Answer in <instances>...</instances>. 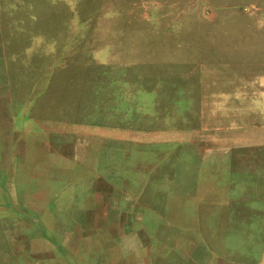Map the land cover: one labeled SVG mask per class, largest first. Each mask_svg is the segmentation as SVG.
<instances>
[{
	"label": "rangeland",
	"instance_id": "obj_1",
	"mask_svg": "<svg viewBox=\"0 0 264 264\" xmlns=\"http://www.w3.org/2000/svg\"><path fill=\"white\" fill-rule=\"evenodd\" d=\"M261 155L264 0H0V264H183Z\"/></svg>",
	"mask_w": 264,
	"mask_h": 264
},
{
	"label": "crops",
	"instance_id": "obj_2",
	"mask_svg": "<svg viewBox=\"0 0 264 264\" xmlns=\"http://www.w3.org/2000/svg\"><path fill=\"white\" fill-rule=\"evenodd\" d=\"M245 168V188L235 189L226 203L213 202L197 228L189 224L185 229L198 245L183 264H264V166Z\"/></svg>",
	"mask_w": 264,
	"mask_h": 264
}]
</instances>
